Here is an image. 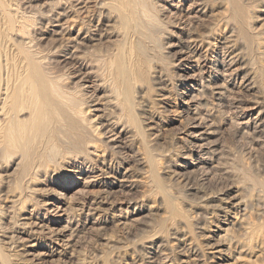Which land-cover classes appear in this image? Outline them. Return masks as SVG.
<instances>
[{"label":"bare ground","instance_id":"6f19581e","mask_svg":"<svg viewBox=\"0 0 264 264\" xmlns=\"http://www.w3.org/2000/svg\"><path fill=\"white\" fill-rule=\"evenodd\" d=\"M182 1L0 0V264L264 258V193L252 178L243 186L221 169L231 194L179 190L221 168L219 121L264 135V0ZM250 91L243 106L238 94ZM160 120L177 143L159 145ZM137 185L159 219L127 242L136 232L111 230L153 211L131 196ZM89 226L103 230L85 256L75 243Z\"/></svg>","mask_w":264,"mask_h":264},{"label":"rangeland","instance_id":"374dc122","mask_svg":"<svg viewBox=\"0 0 264 264\" xmlns=\"http://www.w3.org/2000/svg\"><path fill=\"white\" fill-rule=\"evenodd\" d=\"M177 1V0H176ZM180 1H182V0H180ZM245 1V0H244ZM248 1H250V0H248ZM163 2V1H162ZM182 2H188V0H183ZM258 14V13H257ZM197 18H194L193 19V21L192 22H194V24H196L197 23V25H198V23H200L201 21L198 19V20H196ZM253 20V21H252ZM199 21V22H198ZM254 21L256 22V23H254ZM253 22V24H252V26H251V23ZM193 23H192V25H194ZM257 24V25H256ZM250 26L251 27H255V26H258V23H257V20L256 19H251V21H250ZM256 29H257V27H256ZM264 75V73L262 72V76ZM261 76V86H262V90H263V93H264V76L262 77ZM255 93V94H254ZM249 94V95H248ZM253 94H254V96H253ZM238 96H241V97H238L239 99H240V103L242 102V104H243V106H249L252 102V100L254 99L255 100V97H256V92H252V91H250V92H243L242 94L240 93V94H238ZM244 96H246V97H244ZM243 97V98H242ZM252 98V99H251ZM243 99V100H242ZM257 99V98H256ZM174 101V100H173ZM173 101H172V103H173ZM159 122V121H158ZM219 123L220 124H222L220 127H219V132H218V135H217V140H218V142L221 144V147H223L222 149V153H223V162H224V164H223V162L221 163V168L219 169V170H217V171H214L213 173H211V174H200L199 176H198V174L197 175H195L197 178H193V177H195L194 175L193 176H191V178L189 179V181H187V184H186V180H179L178 182H175V188L176 189H179L180 187L179 186H181V187H185L186 186V188H184V189H179L181 192H184V191H186V190H188V188H190V187H193V188H195V186H196V188H206V189H208V191L209 190H213V191H219L220 192V190L221 189H223V190H221V193H224V194H226V195H229V194H231L232 193V191L233 190H231V189H233L232 188V186H231V182H232V180H230L229 178H231V176H229L228 174H229V172L230 171H233V169L234 170H236L237 171V173H236V171L235 172H233L235 175H237V177H238V179L241 181V183H242V181L243 180H245V181H243L244 183H242L241 185H246V181H247V183H249L251 180V178H252V180L256 183V187L260 190L259 192H260V194H262L263 195V193H264V187H262L261 188V186H264V183H262V182H264L263 180H264V176L262 175L263 174V170H264V135L263 134H259V133H256V132H254L252 129H253V125L252 124H250V126H248L247 128H246V130H245V128H244V133H243V135L240 133H235V131L236 130H234L235 128H234V126L232 127V126H230L229 124L227 125V124H223L222 122H220L219 121ZM177 124V123H176ZM225 125V126H224ZM159 128L158 129H160L161 131H160V133L158 134L159 135V138H156L158 141H159V145L160 144H163L164 146L163 147H166L167 145H169L170 143H177V137H178V134L176 133V131L174 130L175 128H171V126L170 125H168V123L166 122V121H164V120H160V122H159V126H158ZM168 129H167V128ZM156 129V127L153 129V131L152 132H155L154 130ZM231 132V133H230ZM156 134V133H155ZM176 134H177V136H176ZM257 134V135H256ZM164 135V136H163ZM173 135H174V137H173ZM259 135V136H258ZM261 136V137H260ZM162 137V138H161ZM165 137V138H164ZM173 137V138H172ZM169 138V139H168ZM166 139H168V140H166ZM175 141H174V140ZM163 140H165V141H163ZM177 140V141H176ZM230 140V141H229ZM170 143H169V142ZM237 141V142H236ZM165 142H166V144H165ZM160 146H162V145H160ZM256 147V148H255ZM234 149V150H233ZM255 150V151H254ZM240 152V153H239ZM258 152V153H257ZM228 154L229 155H231L230 157H232V158H230V157H227L228 156ZM257 157H256V156ZM236 156V157H235ZM224 157H226V158H224ZM233 158H235V159H233ZM238 158V159H237ZM244 158H246V160H244ZM258 158V159H257ZM230 159L232 160V161H230ZM244 161H243V160ZM251 159V160H250ZM229 160V161H228ZM237 160H239V163H237ZM248 160V161H247ZM177 162H179V161H181V158H177V160H176ZM245 161L247 162V163H245ZM258 161V162H257ZM229 162H230V164H232V165H230L229 164ZM233 162V163H232ZM235 162V163H234ZM226 163V164H225ZM242 163V164H241ZM253 165V167H252V165ZM258 165H257V164ZM244 164V165H243ZM246 164H248V167H250V169L247 167V165ZM225 165V166H224ZM227 165H229L228 167H227ZM237 167L238 166V168L237 169H235V167ZM243 165V166H242ZM232 166H233V168H232ZM260 166V167H259ZM244 167H247V168H244ZM251 167L253 168L252 169V171H251ZM257 167H259V168H257ZM225 168V169H224ZM221 169H222V171H227V169H231V170H228L229 172L228 173H226V172H224V174H223V172L221 173ZM255 169V170H254ZM260 171V174H259V172H258V170ZM257 170V171H256ZM219 171V172H218ZM244 171H246V172H244ZM248 171V172H247ZM258 172L257 173V175L259 174V175H261V176H263V178H262V182H261V176L259 177V175H258V177H256L257 175L254 173V172ZM262 171V172H261ZM252 172V173H251ZM219 173V174H218ZM232 173V172H231ZM240 173H243V174H240ZM216 174V175H215ZM226 174V175H225ZM251 174H253L252 176H251ZM214 175V176H213ZM239 175V176H238ZM243 177H242V176ZM246 175V176H245ZM250 175V176H249ZM255 175V176H254ZM203 176V177H202ZM212 176V177H211ZM228 177L227 179H226V177ZM245 176V177H244ZM248 176V177H247ZM199 177V178H198ZM214 177V178H213ZM247 177V178H246ZM255 177V178H254ZM245 178V179H244ZM257 178H259V180L257 179ZM193 179H195V180H197L196 182H194L195 180H193ZM229 179V180H228ZM249 179V180H248ZM191 181V182H190ZM230 181V182H229ZM183 182V183H182ZM192 182H194L193 184H192ZM200 182V183H199ZM228 182V183H227ZM259 182V183H258ZM261 182V183H260ZM199 183V184H198ZM206 183V184H205ZM178 184V185H177ZM181 184V185H180ZM183 184V185H182ZM186 184V185H185ZM193 186H192V185ZM196 184V185H195ZM201 184L203 185V186H201ZM262 184V185H261ZM185 185V186H184ZM189 185V186H188ZM261 185V186H260ZM205 186V187H204ZM221 187V188H219V187ZM179 187V188H178ZM188 187V188H187ZM218 187V188H217ZM229 189H228V188ZM137 188V189H136ZM175 188H172L173 190L175 189ZM94 189H96V188H94ZM132 190L130 191V193L132 194H130L131 196H137V199L139 200V201H142L143 203H146L147 201H148V204H153V205H151L152 207H151V210H153L152 212H148L147 210H149L147 207H144L145 209V211L146 212H148L149 214H150V217H148V216H145V218H144V216H142V215H146V212L145 211H143V212H145L144 214L142 213V214H140L139 216H141V217H139L137 220H135V221H133V222H130V223H128L127 225H126V227H124V229L121 227H115V228H113L112 230H111V232H113V231H115V233L113 232V233H111L112 235L114 234V236H116V234H117V236L116 237H123V239L124 240H126L127 238L126 237H128L129 238V234H131V233H134V232H136V234L134 233V234H131L130 235V237L131 238H133V239H131V238H129V239H127L126 241L127 242H131L132 240H136V239H138L139 237L138 236H140V238L139 239H141V234H147V232H144L143 233V231L145 230V228H147L146 226L148 225V224H153V219H154V222L157 220V219H159V215H157V213H158V211L155 209L156 208V206H155V203H154V201H153V196L152 195H148L147 196V194L145 193V191H143L144 189H143V186H141V185H137L136 187H133V188H131ZM205 189V190H206ZM183 190V191H182ZM119 193V194H118ZM115 196L116 197H119V198H124V197H127V196H125V194H123V193H120V192H117L116 194H115ZM140 196H142V197H140ZM143 199V200H142ZM145 200V201H144ZM141 202V203H142ZM259 205H261V204H259ZM259 205H255L253 208H254V210L252 211L253 213L256 211V210H258V209H260L259 210V212H261V207L259 206ZM257 206V207H256ZM150 210V211H151ZM147 213V214H148ZM148 214V215H149ZM153 214H156V217H155V215H153ZM195 213H191V215H194ZM232 215H233V213H231ZM156 218H154L153 216ZM194 216H196V217H194ZM193 217L194 218H192L191 220L192 221H195V220H198V217L199 216H197L196 214L194 215ZM255 216V215H254ZM147 217V218H146ZM251 217H253V215L251 216ZM260 218L258 219V220H256V222H259V225H261V227H264V222H263V220H264V216L263 215H260L259 216ZM153 218V219H152ZM195 218H197V219H195ZM141 221H140V220ZM149 219V220H148ZM251 219V218H250ZM253 219H254V217H253ZM260 219H261V221H260ZM263 219V220H262ZM146 220H147V223L148 224H146ZM150 220H151V222H150ZM212 221H211V223H210V227L212 228L213 226H214V224H217L218 223V219H217V217H213V219H211ZM214 221V222H213ZM144 222V223H143ZM260 222H261V224H260ZM130 224V225H129ZM258 224V223H257ZM263 224V225H262ZM143 225H144V227H143ZM130 226V227H129ZM129 227V228H128ZM191 227H193V230H194V232H193V230H192V228H191V233H192V235L195 233V228H194V226L192 225ZM86 229H81V232L79 233L80 235H78V237L76 238V245H77V249H79V251H81L80 253L81 254H83V255H87V256H91V255H93L94 253H93V251L96 253V250L98 249V247L100 246V244H101V239H100V232H102L101 230H103V228L101 229H99V228H97V227H95V226H89V227H85ZM97 228V229H96ZM127 228V229H126ZM98 229H99V231L100 232H98ZM139 229V230H138ZM142 230V232H141V230ZM126 231V232H125ZM129 231V232H128ZM140 233V234H139ZM139 234V235H138ZM164 235H168V233L167 232H164L163 233ZM82 235V236H81ZM86 235V236H85ZM135 235V236H134ZM136 235H137V237H136ZM96 236H97V238H96ZM121 237V238H122ZM168 237V236H167ZM136 238V239H135ZM77 239H79V240H77ZM130 240V241H129ZM85 245H84V244ZM88 244V245H87ZM81 249V250H80ZM150 250V251H149ZM84 252V253H83ZM92 252V253H91ZM149 252H151V249H148V252H147V254L149 255L150 253ZM87 253V254H86ZM207 253V254H206ZM252 253V252H251ZM251 253H249V254H244V253H237V252H235V253H233L232 255H231V257L232 258H228V263L229 264H232V263H234V264H259L260 262H263L264 260V258H262V254L261 253H259L258 254V252H255V251H253V253L251 254ZM89 254V255H88ZM237 254H239V255H237ZM243 254H244V256H243ZM236 255V256H235ZM249 255V256H248ZM210 255H209V253L207 252V250H206V252L204 253V256H203V258H205L204 259V262L202 263V264H212L213 262H214V260L215 261H217V262H220L219 260H216V258H211V257H209ZM256 256V257H255ZM237 258V259H233V258ZM241 257V258H240ZM246 257V258H245ZM264 257V256H263ZM238 258H240V259H238ZM257 258H258V260H257ZM262 258V259H261ZM208 259V260H207ZM214 259V260H213ZM256 260V262L257 263H255V260ZM211 260V261H210ZM213 260V261H212ZM233 260H234V262H233ZM263 260V261H262ZM208 261V262H207ZM236 261V262H235ZM238 261V262H237ZM260 261V262H259ZM207 262V263H206ZM210 262V263H209ZM240 262V263H239ZM259 262V263H258ZM63 263V262H62ZM124 263V261H122L121 262V264H123ZM264 263V262H263ZM262 263V264H263ZM40 264H43V263H40ZM45 264V263H44ZM54 264H61V263H54Z\"/></svg>","mask_w":264,"mask_h":264}]
</instances>
